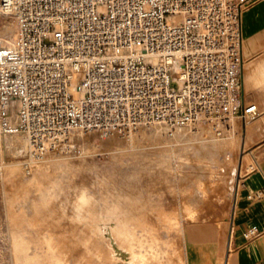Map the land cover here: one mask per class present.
Segmentation results:
<instances>
[{
	"label": "built area",
	"instance_id": "2783aa9c",
	"mask_svg": "<svg viewBox=\"0 0 264 264\" xmlns=\"http://www.w3.org/2000/svg\"><path fill=\"white\" fill-rule=\"evenodd\" d=\"M250 1L0 0V15L17 23L0 47V155L7 135L23 136L30 172L76 132L221 135L233 118H256L241 89ZM262 234L252 225L243 237Z\"/></svg>",
	"mask_w": 264,
	"mask_h": 264
},
{
	"label": "rangeland",
	"instance_id": "374dc122",
	"mask_svg": "<svg viewBox=\"0 0 264 264\" xmlns=\"http://www.w3.org/2000/svg\"><path fill=\"white\" fill-rule=\"evenodd\" d=\"M16 33L14 18L0 15V47ZM255 119L233 118L221 135L159 125L76 132L30 172L25 138L6 136L0 264H184L187 227L226 214L242 160L243 173L254 164L243 143Z\"/></svg>",
	"mask_w": 264,
	"mask_h": 264
},
{
	"label": "crops",
	"instance_id": "0c3cea01",
	"mask_svg": "<svg viewBox=\"0 0 264 264\" xmlns=\"http://www.w3.org/2000/svg\"><path fill=\"white\" fill-rule=\"evenodd\" d=\"M244 67L242 97L256 103L259 115L246 124L244 146L254 160L237 173L229 210L214 222H196L185 231L184 264H264V234L246 241L252 225L264 231V195H250L264 187V0H251L241 18ZM236 168L234 169V173Z\"/></svg>",
	"mask_w": 264,
	"mask_h": 264
},
{
	"label": "bare ground",
	"instance_id": "6f19581e",
	"mask_svg": "<svg viewBox=\"0 0 264 264\" xmlns=\"http://www.w3.org/2000/svg\"><path fill=\"white\" fill-rule=\"evenodd\" d=\"M8 33H9V32H8ZM5 34H6V33H5ZM10 34H12V33L10 32ZM8 35H9V34H8ZM5 36H6V35H5ZM9 36H10V35H9ZM9 36H8V37H9ZM9 40H10V39H9ZM2 41H4V40H2ZM7 41H8V40H7ZM7 41H6V39H5L4 42H7ZM8 43H9V42H8ZM155 131H156V130H155ZM159 132H160V131H159ZM159 132H158V133H159ZM153 133H154V132H153ZM155 133H156V132H155ZM178 133H180L181 136L183 135L182 132H178ZM183 133H184V132H183ZM175 135H176V134H175ZM7 136H8V135H7ZM24 141H25V143H26V147H27V142H26L25 139H24ZM7 142H8V143H13L14 141H13V139L8 138V139H7ZM10 145H11V144H10ZM10 145H9V146H10Z\"/></svg>",
	"mask_w": 264,
	"mask_h": 264
}]
</instances>
